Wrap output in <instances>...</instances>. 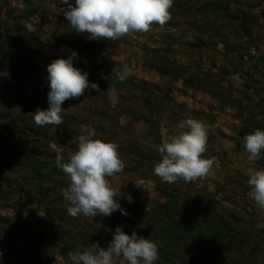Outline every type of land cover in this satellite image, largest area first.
Returning <instances> with one entry per match:
<instances>
[{"label": "rangeland", "instance_id": "374dc122", "mask_svg": "<svg viewBox=\"0 0 264 264\" xmlns=\"http://www.w3.org/2000/svg\"><path fill=\"white\" fill-rule=\"evenodd\" d=\"M207 2H214L220 10H209ZM69 3L75 6V0ZM202 5L205 9L201 11ZM62 7L66 5L61 0H0L4 27L13 23L22 26L19 33H9L18 36L26 30L37 39L34 57L41 77L30 79L24 103L36 109L48 108L47 65L56 58L67 59L72 52L77 53L74 66L88 73L89 82L100 89H87L78 99L65 101L63 123L50 125L49 132L33 126L36 134L27 148L34 147L41 160L42 153L47 152L44 161L53 174L51 182L40 186L41 195L34 189L28 193L30 198L12 191V187L21 185L19 172L15 171L18 162L13 159L15 145L0 135V159L8 165L0 170V190H7V194L0 191V216L13 224L11 228L0 222V264H72L70 256L63 258L48 247L65 231L78 235L75 244L81 251L96 242L107 248L112 232L101 215L73 218L67 213L69 202L62 190L69 186V179L56 166L58 157L67 162L78 149V137L85 126L95 130L94 139L118 145L125 167L108 179L113 188L120 190L119 204L132 198L131 234L135 231L144 238L153 235L154 228L145 224L143 212L151 214L149 219H156L168 193L188 199L193 207H207L234 217L242 230L263 229L264 209L250 197L247 181L249 169H264V151L259 160L250 163L243 138L249 134L247 130L264 131V0H174L172 18L165 26L153 24L148 33L99 41L91 40L87 33L81 36L71 32ZM24 21L31 23L34 31H28ZM89 45L94 49L98 45L99 55L84 49ZM3 52L0 124H11L16 118L22 122L28 116L20 114L18 107L11 108L6 98L21 80L18 73H11L13 62L8 52ZM122 57L132 71L125 82L118 83L113 69L120 66ZM178 73L182 77L176 79ZM185 79L191 83H185ZM205 79L212 87L219 85L214 89L216 95L207 91ZM141 83L147 84L148 103L143 93L133 88ZM149 106L156 115L152 124L139 119L140 112L146 114ZM188 118L207 126V150L203 155L214 158L215 163L205 178L164 183L153 173L161 159L158 147L162 134H177L181 131L178 125ZM64 126L71 128L72 142L62 136ZM27 148L22 143L16 145L17 151ZM54 180L59 184L55 185ZM135 210L141 211L137 217ZM81 242H85L84 247ZM201 254L208 264H264V250L212 237L201 243Z\"/></svg>", "mask_w": 264, "mask_h": 264}, {"label": "clouds", "instance_id": "9594fccd", "mask_svg": "<svg viewBox=\"0 0 264 264\" xmlns=\"http://www.w3.org/2000/svg\"><path fill=\"white\" fill-rule=\"evenodd\" d=\"M62 13L67 23L78 35L87 33L91 40H119L133 33H148L153 24L165 26L171 20L170 9L174 0H75V6L69 0H61ZM28 31H34L33 25L23 22ZM77 53L67 58H56L47 65L49 86L48 108L37 109L33 114L36 126H58L63 123L62 104L70 99H78L87 89L100 92L99 85L90 83L88 73L74 66ZM115 67L120 81L131 74V68L123 62ZM175 135L162 134L158 152L161 159L154 165L153 173L164 183L193 182L207 177L215 163L214 158H205L208 129L202 122L188 118L178 125ZM95 130L85 126L78 137V149L67 162L57 158L56 166L69 179V186L62 195L69 202L67 213L77 218H94L97 215L110 216L119 210L128 213L118 203L120 190L113 188L110 177L121 173L125 167L114 142L94 139ZM247 160L255 163L264 151V131L255 130L243 138ZM247 181L250 197L257 206L264 209V169H249ZM129 203L132 198L128 197ZM145 225H141L144 227ZM108 231H111L108 229ZM72 264H156L159 260L157 244L144 237H138L133 231L126 234L120 226L115 228L107 248L99 242L89 245L81 251L69 253Z\"/></svg>", "mask_w": 264, "mask_h": 264}, {"label": "trees", "instance_id": "16d2710c", "mask_svg": "<svg viewBox=\"0 0 264 264\" xmlns=\"http://www.w3.org/2000/svg\"><path fill=\"white\" fill-rule=\"evenodd\" d=\"M201 7H203L201 8V11L202 9H205L204 5ZM207 7L209 10L213 11L220 10L214 2H207ZM262 16L264 17V11L262 12ZM24 18L27 19L28 16ZM18 25V23H13L5 28V22L0 21V31L3 27V33H8L3 34L0 32V56H4V52L1 53V51H5V53L8 52L7 56H9V59L13 62L10 71L11 73L13 72V74L18 73L17 76L21 80V82L17 84L16 91L13 93L11 91L6 98L10 102L11 108L14 109L18 107L20 114L27 115L28 118L22 122H18L16 118L11 124H0V135H2L1 138L5 135L8 141L15 145V149H12L14 153L13 159L18 162L15 171L19 172L21 185H15L11 189L14 193L19 195L27 194V198H30L28 193L33 189L35 192L39 191L38 193L41 195L40 191L42 190V184L51 182V175L53 174L49 172L51 171V168L49 167L47 160L44 161L48 155L47 152L42 153L44 159L41 160L39 154H36L34 147L30 146L27 148L28 144L33 142L32 140L36 134V130H34L33 127L35 123L33 121L32 113H35L37 109L34 106H29L24 103L23 99L26 96L25 91L27 85L30 83V79L33 76L35 78H40L41 73L36 67L34 57L37 49V39L33 36V32H27L24 30L21 35L18 36L9 33L11 30L19 33V29H21L22 26L18 27ZM95 47L96 48L94 49L92 45H89L88 47H84V49L92 52V54L95 53L99 55V46L95 45ZM261 61L264 67V57ZM156 68L157 67H154L153 69ZM175 77L176 79L182 77V73L175 74ZM184 81L185 83L190 82L187 79ZM205 81L208 83L205 85L207 91L216 95L214 89L217 86L219 87V85L212 87L209 84V79H205ZM117 82L122 83L123 81L117 79ZM14 85L15 83L10 84L8 87L12 88ZM125 86L126 85H123L116 89ZM133 88L134 90L137 89L141 95L143 93L144 100L148 103L149 92L147 90V84H136ZM133 98L136 99V97ZM219 101L222 102V100ZM144 113L146 114L140 112L139 119L147 124H152L156 118L153 109L149 106ZM150 116H152V118ZM250 118L252 119V117ZM250 118H248L247 121L250 120L249 122H252ZM42 128L44 131H50V125L42 126ZM253 132V129L247 130V133L249 134ZM72 133L71 128L67 126L63 127L62 136L64 135V137L70 142H72V139L69 134L71 135ZM12 136L14 138H12ZM18 143H22L27 149L17 151L16 145ZM7 166L6 161L0 159V170L7 168ZM54 182L55 185L59 184L57 180H54ZM0 191L7 194L6 188ZM166 197L167 202L160 206V214L156 219H149L151 214L143 212V218L147 220L145 224L150 225L149 229L151 227L154 228V230L152 229L153 235L148 236L146 239H150L155 243H161V246H158L159 260L161 262H157L156 264H208L201 254V243H203L207 237L226 240L231 244L247 245L251 250L255 251L264 250V228L259 230H242L234 221V217L224 216L207 207H193L188 199H180L177 195L175 196L171 193H168ZM120 205L128 213L127 216L117 210L110 216H102L103 221L108 222V227L110 228L112 235L117 226H120L126 234L131 235L129 227L133 223V220H130L132 206L129 202L124 200H121ZM135 212L136 217L137 213H141L140 210H135ZM16 217V219H18V214ZM0 222H6L7 225L10 224V227L13 228V224L6 220V218L0 216ZM58 235L59 236H55L49 243L48 247L57 251L59 256L66 258L69 256V253H73L79 248L75 244L78 237L77 234L72 235L65 231ZM81 243L84 247L85 242Z\"/></svg>", "mask_w": 264, "mask_h": 264}]
</instances>
